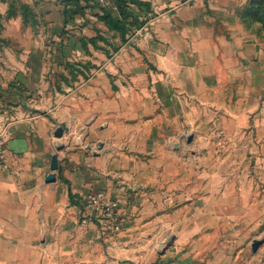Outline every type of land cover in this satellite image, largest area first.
<instances>
[{
  "label": "crops",
  "instance_id": "1",
  "mask_svg": "<svg viewBox=\"0 0 264 264\" xmlns=\"http://www.w3.org/2000/svg\"><path fill=\"white\" fill-rule=\"evenodd\" d=\"M246 1L0 0V264H264V244L198 240L264 222V33ZM216 126L239 145H205ZM92 190L121 202L117 234L80 224Z\"/></svg>",
  "mask_w": 264,
  "mask_h": 264
},
{
  "label": "rangeland",
  "instance_id": "2",
  "mask_svg": "<svg viewBox=\"0 0 264 264\" xmlns=\"http://www.w3.org/2000/svg\"><path fill=\"white\" fill-rule=\"evenodd\" d=\"M254 2L255 0H247L246 3L244 4L243 7V13L245 14V18L249 21H251L253 23V25H255V27H259V30L261 33H264V13H260V11H258V6H256L255 4L251 3ZM257 1V0H256ZM264 5V4H263ZM28 12V10H27ZM66 65V64H65ZM215 129H213L214 135L213 138H209L206 142V144H209L211 146L216 147L215 150L218 151L219 153H225L228 150H231L233 148L234 145L238 146L239 142L237 140V137H235L236 135H231L228 134L224 128L221 126H216L214 127ZM192 136H188V142H192L193 138ZM207 150V149H205ZM214 150V151H215ZM216 152L217 156L216 158L213 156H210V159H215L216 161L223 162V160H226L227 157H223V154H219ZM224 154V155H225ZM211 163V162H208ZM257 185L261 186V191L264 190V170L262 171V173L260 174V181L257 180ZM262 199L264 198V192L262 191ZM213 231V230H212ZM242 231L241 230H237V233H240ZM252 232L251 234H249L248 232ZM244 233H246V236H226V237H217V236H213V235H207L204 236L202 238H198V240H201L202 244L204 245V248H207L208 246H210L213 250L214 249H218V247H221L220 249H226V245L235 247V253L236 255H238L239 253L241 254V256L246 255L247 252L251 251H258L260 249V247L264 244V242H261V244H259V242L261 240H263L264 238V222H254L249 229L244 230ZM211 234V233H210ZM255 244H259L257 246V249L254 250L253 245ZM171 245V244H170ZM223 246V247H222ZM209 247V248H210ZM219 249V250H220ZM211 251V249H208ZM208 255L212 256L211 252L205 253V257L207 258ZM240 256V257H241Z\"/></svg>",
  "mask_w": 264,
  "mask_h": 264
},
{
  "label": "built area",
  "instance_id": "3",
  "mask_svg": "<svg viewBox=\"0 0 264 264\" xmlns=\"http://www.w3.org/2000/svg\"><path fill=\"white\" fill-rule=\"evenodd\" d=\"M94 1L100 5H105L110 0ZM0 156L4 157L1 148ZM4 166L8 167V164L4 163ZM122 220L121 202L108 191L92 190L83 197L80 218L82 226L95 222L103 233L115 235L121 230Z\"/></svg>",
  "mask_w": 264,
  "mask_h": 264
},
{
  "label": "trees",
  "instance_id": "4",
  "mask_svg": "<svg viewBox=\"0 0 264 264\" xmlns=\"http://www.w3.org/2000/svg\"><path fill=\"white\" fill-rule=\"evenodd\" d=\"M119 2H120V5H121L120 6L121 12L124 13V15H126V11L124 9V6H122V4H121V0H119ZM251 3L255 4L256 6H258L257 10L260 11V13H262V14L264 13V5H263L264 4V0H257V1L255 0L254 2L252 1ZM23 8H24L25 15H27L28 14L27 6H23ZM105 19L108 22V24L110 25V27L120 30L123 35L126 33L127 27L121 20H116L111 15H109L107 13L105 14Z\"/></svg>",
  "mask_w": 264,
  "mask_h": 264
},
{
  "label": "water",
  "instance_id": "5",
  "mask_svg": "<svg viewBox=\"0 0 264 264\" xmlns=\"http://www.w3.org/2000/svg\"><path fill=\"white\" fill-rule=\"evenodd\" d=\"M66 130H67V125H66L65 123H63V124H61V125L55 130V135H56L57 137H62V136L64 135V133H65ZM59 147H62V146H59ZM58 167H59L58 154L55 153V154L52 156V160H51V166H50V168H51L52 171H56V170L58 169ZM49 179H50L51 181L55 179L54 172H52V173L49 174ZM171 241H172V237H171V238H168V240H167V242H166V244H165V246H164V249H166V248H168V247L170 246ZM261 242H264V238H263V240H261V241L259 242V244H261ZM259 244H255V245H253L254 250L257 249V246H258Z\"/></svg>",
  "mask_w": 264,
  "mask_h": 264
}]
</instances>
